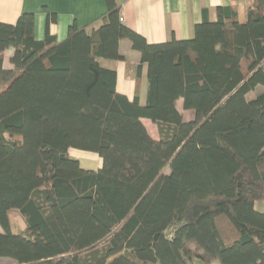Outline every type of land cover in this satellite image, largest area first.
Segmentation results:
<instances>
[{"label": "trees", "instance_id": "trees-1", "mask_svg": "<svg viewBox=\"0 0 264 264\" xmlns=\"http://www.w3.org/2000/svg\"><path fill=\"white\" fill-rule=\"evenodd\" d=\"M107 4L100 26L73 23L61 41L54 14L43 39L33 13L0 21V259L264 264L263 7L241 22L220 6L192 38L149 43ZM123 39L141 53L140 75L147 64L145 103L119 93L102 63L125 59ZM71 148L101 167L83 168ZM13 209L26 223L18 233Z\"/></svg>", "mask_w": 264, "mask_h": 264}, {"label": "crops", "instance_id": "crops-1", "mask_svg": "<svg viewBox=\"0 0 264 264\" xmlns=\"http://www.w3.org/2000/svg\"><path fill=\"white\" fill-rule=\"evenodd\" d=\"M121 8L122 22L132 30L141 34L149 43H163L172 39L183 40L194 36L195 25L208 18L216 21L217 9L220 6H236L239 20L245 22L249 7L261 5L264 10V0H116ZM107 0H0V21L14 24L23 13H33L35 16V37L43 39L46 34L47 18L56 15V21L50 24V31L59 41L65 39L71 24L89 29L101 25V17L107 12ZM14 49L6 51L5 67L12 68L10 59ZM120 53L125 57L122 60H102V63L117 71V91L130 99L139 96L140 102L145 103L148 94L147 64H143L141 75V53L133 48L128 39L120 41ZM183 98L178 100V110L185 117L193 115V110H186ZM193 118V117H192ZM190 118V119H192ZM148 128V118L142 119ZM157 127V125L155 124ZM149 130V128H148ZM153 138L159 139L158 127L155 132L150 131ZM84 151V150H83ZM75 152V153H73ZM88 152V151H86ZM70 155L79 160L85 169H98L88 167L82 162V152L71 148ZM92 155V156H91ZM96 155V156H94ZM88 164V163H87Z\"/></svg>", "mask_w": 264, "mask_h": 264}, {"label": "rangeland", "instance_id": "rangeland-1", "mask_svg": "<svg viewBox=\"0 0 264 264\" xmlns=\"http://www.w3.org/2000/svg\"><path fill=\"white\" fill-rule=\"evenodd\" d=\"M256 94L255 92L252 93V97H254ZM193 115H186L185 119H190L192 118ZM149 130L152 132L156 133L157 127L155 126V124H152L151 122H149V126H148ZM80 152H82V162L85 163L86 165H88V167L91 168H96L97 167V163L100 162L99 157H96V160L94 157H90L89 154L92 153H88L86 151L80 150ZM75 153V152H73ZM92 156V155H91ZM96 156V155H94ZM88 163V164H87ZM264 205V202H260L258 203V208L261 209ZM10 219H11V228L13 230V232L18 233L19 231H23L26 229V223L23 219V217L21 216L20 212L18 210H11L10 211ZM0 230L3 231V229L0 227ZM0 264H14V261L10 258H2L0 259ZM218 264V263H216Z\"/></svg>", "mask_w": 264, "mask_h": 264}]
</instances>
